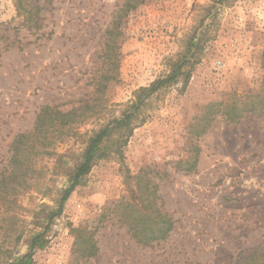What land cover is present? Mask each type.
<instances>
[{
  "label": "rangeland",
  "instance_id": "obj_1",
  "mask_svg": "<svg viewBox=\"0 0 264 264\" xmlns=\"http://www.w3.org/2000/svg\"><path fill=\"white\" fill-rule=\"evenodd\" d=\"M30 1L40 8L38 29L13 0H0V172H10L14 138L33 131L43 107L75 109V117L50 129L49 144L31 156L32 179L10 188L14 201L0 210V264L27 256L37 233L43 246L30 264H237L263 247L264 0ZM112 26L115 75L100 90ZM195 30L198 46L182 68L187 83L178 76L146 98L125 143L117 131L103 141V155L45 229L87 138L182 54L189 58L185 43ZM233 104L241 115L229 120ZM143 172L148 181L136 184ZM154 186L173 229L144 245L117 202L136 203L140 188L150 195ZM85 221L97 247L87 259L74 247Z\"/></svg>",
  "mask_w": 264,
  "mask_h": 264
},
{
  "label": "trees",
  "instance_id": "obj_2",
  "mask_svg": "<svg viewBox=\"0 0 264 264\" xmlns=\"http://www.w3.org/2000/svg\"><path fill=\"white\" fill-rule=\"evenodd\" d=\"M13 2L17 15L22 17L23 22L26 23L29 28L38 29L39 6L33 4L30 0H13ZM134 6L135 4L131 6H129V3L126 4V8H133ZM116 27L117 26H112L106 31L108 39V45L106 44V46L111 52H108L105 57L106 61H108L111 66L108 67L107 65L103 75L100 77V80H104L99 82L100 90L102 89L101 86L104 85L110 77L115 75L116 56L114 55L115 52L112 46L118 35ZM196 33L197 31L195 30L187 38L185 43L186 52L189 53L192 50L189 58L186 56L187 54H182L181 57L172 64L171 71L165 77L154 80L148 87L139 88L135 94V100L132 101L127 110L121 113L120 117L113 118L107 125L94 131L87 138L86 145L81 152L80 160L71 169L69 168L68 184L65 188L60 190L61 195L57 201L56 210L47 215L45 229L50 226L55 217L61 215L64 203L70 194L74 191L75 187L82 184L85 175L89 173L93 163L103 155V150L101 148L103 141L109 138L113 131H117L120 133V140L125 143L133 130L130 123L144 104L146 98L165 86V84L175 81L178 76L183 75V77H186L185 83H187L188 74H186L182 68L186 63H189V59L193 57L195 49L198 46L197 42L199 40L196 38ZM260 65L264 72V47L260 55ZM259 97V95H256V98ZM214 105L221 104L216 103ZM229 109V112L226 114L229 120H235L240 117L241 114L238 112L237 105L233 104ZM74 110L75 109L68 112H61L60 110L54 109V107H43L37 115L33 131L26 134H18L14 138L11 145L12 155L7 164V167H11L10 172L7 175L5 174L7 168L0 172V210L2 206L6 207V203L14 201L13 198L15 197L16 191L14 190V193L12 191L10 192V188H17L20 186L21 183L19 181L21 179H23L22 181H26L28 178L32 179V173L35 171L32 170V166L29 164L32 160L31 156L37 155L42 147L49 144L47 140L48 134H51L50 129L56 128L57 125L64 126L73 122L74 120H72V118L75 117ZM195 160L196 159L193 160V163L188 169L194 166ZM146 178V172L139 173V175L136 176V184L147 182L148 180H146ZM149 196L151 198H149ZM136 200V203L123 202L122 200L117 202V208L120 209L122 218L128 224V231L136 239V242L149 245L152 242L165 239L173 229V221L162 209L163 205L157 194V188L154 186L150 195L147 188H140ZM157 201H159V203ZM99 216L102 217V214ZM99 221L101 220L98 219L97 222ZM88 225H91L89 221H85L83 225L74 229L75 252L78 253L81 258L85 259L93 257L97 253L96 243L92 238L93 232L90 230L91 228H88ZM42 235V233H37L32 237L30 252L27 256L18 258L8 264H30L31 252L33 249L43 246V241L37 243ZM237 264H264V246L254 249L253 252L248 253L246 256H240Z\"/></svg>",
  "mask_w": 264,
  "mask_h": 264
}]
</instances>
